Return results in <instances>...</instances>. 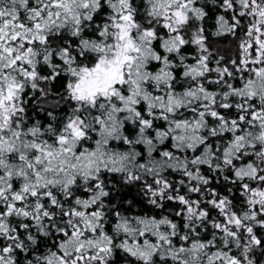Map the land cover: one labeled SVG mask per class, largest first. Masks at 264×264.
<instances>
[{
    "label": "snow or ice",
    "instance_id": "snow-or-ice-1",
    "mask_svg": "<svg viewBox=\"0 0 264 264\" xmlns=\"http://www.w3.org/2000/svg\"><path fill=\"white\" fill-rule=\"evenodd\" d=\"M0 264H264V0H0Z\"/></svg>",
    "mask_w": 264,
    "mask_h": 264
}]
</instances>
